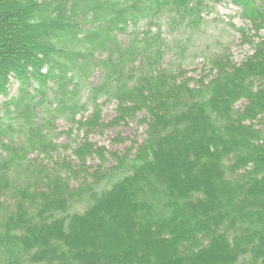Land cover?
<instances>
[{"label":"trees","instance_id":"1","mask_svg":"<svg viewBox=\"0 0 264 264\" xmlns=\"http://www.w3.org/2000/svg\"><path fill=\"white\" fill-rule=\"evenodd\" d=\"M221 1L0 0V264H264V0L199 78L167 29ZM133 120L135 150L90 140Z\"/></svg>","mask_w":264,"mask_h":264},{"label":"rangeland","instance_id":"2","mask_svg":"<svg viewBox=\"0 0 264 264\" xmlns=\"http://www.w3.org/2000/svg\"><path fill=\"white\" fill-rule=\"evenodd\" d=\"M202 20L198 27H188L180 25L177 28L169 26L168 30H173L175 34H179L184 42L187 43V50L183 54L182 64L186 69L188 76L199 78L209 72V59L221 52L224 48L230 54L234 62L239 63L245 56L253 51L252 44L243 41L239 27H249L250 23L241 16V9L231 0H223L214 5V9L208 14L202 13ZM5 26V25H4ZM165 30L166 28L163 27ZM4 28L3 31H5ZM263 33V31H262ZM166 34H169L167 32ZM122 39V35H119ZM257 40V39H256ZM177 50L172 49L165 61L178 58ZM98 73L94 72L91 80L96 82ZM10 92L13 94L17 90V81L11 80ZM103 102V99L101 100ZM243 101H241V104ZM240 105V103H239ZM116 102H105L102 105L103 117L105 121L110 120L116 113ZM90 112H87V115ZM57 131L67 130L68 124L64 119L57 120ZM146 125L139 123L136 120L130 121L126 125L114 126L106 129L103 133L90 134V140L96 146H105L108 151L123 153L127 148L135 150L138 142H141L145 136ZM76 135V130L66 132L59 135V142H72V138ZM125 138L124 141L117 140ZM68 156L73 158L70 149L59 148L57 157ZM99 159L90 158L88 164L91 165V170L98 167ZM116 161L108 154L107 166L115 165ZM83 174V173H82ZM81 174V175H82Z\"/></svg>","mask_w":264,"mask_h":264}]
</instances>
